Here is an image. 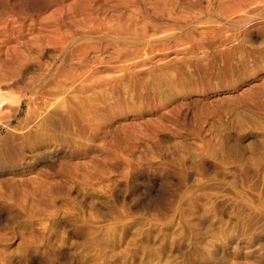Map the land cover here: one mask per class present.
I'll list each match as a JSON object with an SVG mask.
<instances>
[{
    "label": "rangeland",
    "instance_id": "374dc122",
    "mask_svg": "<svg viewBox=\"0 0 264 264\" xmlns=\"http://www.w3.org/2000/svg\"><path fill=\"white\" fill-rule=\"evenodd\" d=\"M259 28L243 31L244 57L157 56L83 111L51 104L44 136L2 141L0 264H264Z\"/></svg>",
    "mask_w": 264,
    "mask_h": 264
},
{
    "label": "bare ground",
    "instance_id": "6f19581e",
    "mask_svg": "<svg viewBox=\"0 0 264 264\" xmlns=\"http://www.w3.org/2000/svg\"><path fill=\"white\" fill-rule=\"evenodd\" d=\"M257 21L264 23V0H0V157L6 139L44 136L51 104L68 99L66 111H83L76 102L157 56L215 44L227 51L221 57L232 56L236 46L244 57L240 37ZM189 63L181 57L175 69ZM150 66V75L167 73ZM25 106L26 117H33L13 127Z\"/></svg>",
    "mask_w": 264,
    "mask_h": 264
}]
</instances>
